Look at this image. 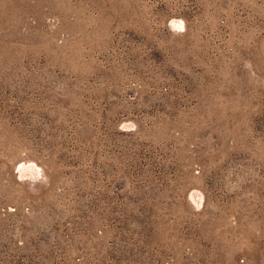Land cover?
<instances>
[{"label":"rangeland","instance_id":"374dc122","mask_svg":"<svg viewBox=\"0 0 264 264\" xmlns=\"http://www.w3.org/2000/svg\"><path fill=\"white\" fill-rule=\"evenodd\" d=\"M0 264H264V0H0Z\"/></svg>","mask_w":264,"mask_h":264}]
</instances>
